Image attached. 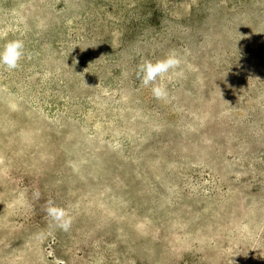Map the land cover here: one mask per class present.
Listing matches in <instances>:
<instances>
[{
    "label": "rangeland",
    "instance_id": "obj_1",
    "mask_svg": "<svg viewBox=\"0 0 264 264\" xmlns=\"http://www.w3.org/2000/svg\"><path fill=\"white\" fill-rule=\"evenodd\" d=\"M13 39L0 264H264V0H0Z\"/></svg>",
    "mask_w": 264,
    "mask_h": 264
},
{
    "label": "clouds",
    "instance_id": "obj_2",
    "mask_svg": "<svg viewBox=\"0 0 264 264\" xmlns=\"http://www.w3.org/2000/svg\"><path fill=\"white\" fill-rule=\"evenodd\" d=\"M24 56L25 47L22 40L13 39L6 41L0 46V67L15 70ZM180 63L181 60L177 54L170 52L165 58L156 60L155 62L145 60L139 65L138 76L145 87L151 86L154 98L162 100L168 96V90L163 82L158 83L157 81L176 70ZM45 211L56 227L64 231H67L71 227V217L67 216L64 209L49 202Z\"/></svg>",
    "mask_w": 264,
    "mask_h": 264
}]
</instances>
